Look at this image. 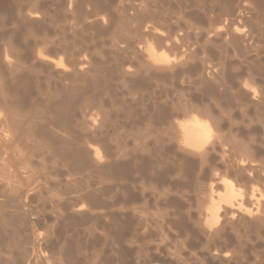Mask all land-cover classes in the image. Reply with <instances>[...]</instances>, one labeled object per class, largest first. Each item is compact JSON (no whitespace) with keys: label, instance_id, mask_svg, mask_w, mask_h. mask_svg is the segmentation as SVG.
Returning a JSON list of instances; mask_svg holds the SVG:
<instances>
[{"label":"bare ground","instance_id":"obj_1","mask_svg":"<svg viewBox=\"0 0 264 264\" xmlns=\"http://www.w3.org/2000/svg\"><path fill=\"white\" fill-rule=\"evenodd\" d=\"M103 1L105 0H81L80 2L84 4ZM251 2L252 6L247 3L236 5L229 12L230 17L224 18V21L217 26L218 28H215V31L212 30L213 34L210 31L205 34L197 32V37L202 34L204 37L202 39H204L205 43H211L213 39L210 38L213 37L214 39H220L226 44L234 45L235 49L232 51L236 50L238 57L251 51V49L253 50L252 52L255 51L256 53L257 51L254 50L257 48L256 42L262 37L257 28L261 22L258 23L257 21L260 20L259 18L264 19L262 18L264 17V0H251ZM3 3H1L2 6L4 5ZM37 8L20 17L21 24L28 31L37 28L42 23V18H39L41 12ZM132 10L133 13L124 15V19L127 24L136 23L137 27L134 26L136 27L134 35L138 39L136 41H145V44L142 43L137 48H131L130 51H132L134 62L126 69H121L120 76L122 79L135 78V81H139L143 78V74H147L145 76L153 79L152 73L158 72L171 79L179 73H185L196 68L191 61L196 56L197 50L195 47L197 45L192 49L188 42H185L188 46H185L186 44L184 45V43L182 44L183 38L186 37H183L181 33H176L172 26L163 27L165 30L160 28L158 24V26H155L156 24L148 26L147 23L144 26L143 18L146 16L144 15L143 17L142 13L144 12L140 13L139 9L136 11L134 8ZM247 14H252L253 18L257 17L255 19L259 20L256 21L254 19L257 22H253L255 26L251 24L254 27L244 31V27L241 29L237 24L244 19L247 21L246 18H249ZM104 16L94 19L90 26L95 29L98 26L100 27L101 24L103 26L105 22L103 18L104 20L107 18ZM106 21L108 20L106 19ZM164 22L158 23L163 26L165 25ZM102 28L100 27L98 31ZM194 33L192 34L194 35ZM209 34L212 35L209 36ZM191 35H188V37ZM130 38L128 39L132 41L133 38ZM196 38L191 37L192 40H197ZM194 44H197V42ZM170 50H177V55L169 56L170 53L168 54V52ZM12 56L6 48L2 49L0 56V190L7 191L9 196V192L14 194L12 195L13 198L10 199L11 201L13 200V206L11 205L13 211L9 214L3 210L6 207L5 201L0 200V238L6 239V243L3 242L4 240L2 241L5 243L3 249H0V252L6 256H0V264H50V260L51 264H78L75 253L78 250L85 251L88 247V240L83 237L82 241L80 240L78 243H67L69 239L65 235L68 240L66 242L65 239V243H63L64 241L61 242L57 235V238L51 235L57 233L54 230L55 228L58 231L64 230L67 232L69 229L74 231L76 227L88 224L91 217L97 218V216H102L101 218H103L101 220L103 224L99 227V230L103 234L106 249L111 254L110 258L104 262L107 264H131V262L121 258L123 256L122 253H126V251L121 252L123 248L130 249V251L132 249L138 255L145 253L146 258L139 262H134V264H185L188 259L183 257V251L200 262L201 259L197 258L196 253L198 248L201 250V256L204 257V260L209 258L211 261H216V263L223 261L222 264H238L240 262L239 258L235 257V259L233 258L234 256H231L235 248L232 252H230V249V251L228 250V247L230 248V245H232V239L237 235L235 233L239 229H243L246 231L245 234L252 232L256 239L264 233V157L262 156V150L264 149H262L261 144L253 145L254 142L245 144L237 141L236 138L239 137L237 135L243 129L238 127L236 129L232 118L233 113L239 115L243 124V121L249 117V113L253 114L256 117L255 123L250 118H247L248 120L246 119V121L248 123L243 128L248 133L260 132L262 135L261 140L264 139V119L262 120L264 113L263 69L256 70V74L253 72L260 77L262 84L259 87L244 83L235 91L218 90L221 85L219 76H213L210 81L204 76H199L197 79L200 84L205 86V95L212 100L216 99L215 102L218 99H224V107H221V104L209 105L207 103L199 107L195 106V104L189 105L187 103L188 106L184 104L186 107H180L181 109L179 108L177 111H169L168 107L161 105L154 107L151 116L147 115V118L146 116L141 117V115L147 114L149 110L147 107L138 106L134 107L135 109L127 107V110L125 109L126 111L122 115L124 126L130 125V120L134 121V123L131 121L133 124L138 125L145 118L148 119L147 121L156 122L165 127L164 132L167 133V137L164 141H166V144L160 141L156 147L148 149L146 144L137 143L135 138L132 143L130 142L131 145L128 143L129 140H125L126 142L121 145L122 148L119 150L120 154L118 155L117 153L113 157L114 152L112 155L107 150L102 152V148L99 145L88 144L84 146V143L79 144L74 135V128L71 126L75 102L81 90V87L76 86V84L81 83L84 86H88L89 82L90 84H95L93 78L94 69L90 59L84 57L79 60L78 58L73 59V57L63 58L55 53L54 55L37 53L34 61L39 65H36V67L43 69L44 72L49 74L48 77L62 81H58L60 87L55 90L57 93H54L59 95L57 96L59 98L49 104L50 107H48L58 123L55 129L56 132L53 133V138L56 142L63 145L61 148L59 147L61 149L60 154L68 158L75 167H82L83 169L85 167H93L98 172H103V174L106 172L105 180L107 182L113 183L116 180L120 183H118L121 193L119 195L120 197L122 196L119 198L120 200H116L112 194L113 188L108 184L101 190L103 196H106L105 201H102L103 203H98V199L95 198L97 192L92 191L93 193H84L86 195L82 196L83 198L78 201L63 202L58 206H52L51 211L47 212L48 215L44 216L45 212L42 211L44 214L42 213L43 216H40L35 211H33L35 213H32V210L30 213L28 212L29 215L23 213L25 212L23 207L26 206V199L25 204H23L22 194L26 190L20 187L21 190H25L23 193L21 192L19 186L22 178L20 177L21 179H19L17 177L21 168L19 170V167L17 169L11 164L16 159L12 160V156L14 151L18 149L15 148L17 141L23 138L16 119L19 113L15 115L14 99L16 98L17 100L19 97L26 98L29 86L27 81L29 79H25V76L17 72L22 59L17 60L16 58L17 61H15ZM243 56L245 57V54ZM256 61H258L259 65L260 61ZM253 65L252 63V68H255ZM249 70L251 71V68ZM65 81L68 83H65ZM203 85L201 86L203 87ZM209 101L211 100L209 99ZM98 116V113L90 114L86 119H83L81 126L88 130L97 128V124L103 123ZM232 126L239 132L238 134H232L237 132L232 129ZM127 129H130V127ZM62 132L66 135L69 134L72 139H62ZM94 133L92 132V134ZM23 139L20 140L23 141ZM140 152L141 154L139 155ZM142 153L145 154L143 155ZM116 157L118 158L114 159ZM173 163L177 164L176 170L172 166ZM12 166L17 170L13 169ZM24 169L26 170V168L22 170ZM218 169L221 170V172L219 171L220 174H218ZM182 178L190 181L189 183L193 181L197 188L194 190V192L196 191V205H194L192 213L189 209L183 212L181 207L177 206L178 200L181 202L184 197H186V200L188 199L185 195L183 197L185 192L176 191V188H174V185H177ZM144 180L147 181L146 184L148 183L149 187L147 186L146 192L149 191V195L148 193L147 195L145 194ZM182 181L181 183H183ZM7 192L6 196H8ZM7 199L9 198L7 197ZM149 204L153 205L151 207H154L155 211H149ZM171 206L176 210L172 209ZM168 207H171L169 211ZM49 219L52 223H50L51 221L48 222ZM40 220L43 222L42 224L48 222V225H51L49 227L52 233L48 234L49 236H45L47 238H44L43 250L38 251L39 258L35 260L34 257L30 256L25 244H30L33 241V233L31 232V235L30 231H32L33 224L38 223ZM91 221L89 224H91ZM101 222H98V224H101ZM15 226L22 227L23 232H25L24 246L22 241H14L16 235ZM8 227L10 231H6ZM53 227L54 229H51ZM91 228L94 227L92 226ZM18 231H21L20 228ZM83 231L87 234L89 229L84 228ZM50 236L54 239L50 240L48 238ZM11 247L18 249L16 254L8 251ZM237 252L239 253V251ZM232 260L233 262H231ZM202 262L204 264V261Z\"/></svg>","mask_w":264,"mask_h":264},{"label":"rangeland","instance_id":"obj_2","mask_svg":"<svg viewBox=\"0 0 264 264\" xmlns=\"http://www.w3.org/2000/svg\"><path fill=\"white\" fill-rule=\"evenodd\" d=\"M80 1L81 0H0V6H2L1 3L4 2V5L0 7V56L2 49L6 48V50L13 55L12 57L15 61L22 59V61L20 60L21 65L17 68V72L21 73L22 76H25V79H29L27 80L29 82L28 96L26 98L19 97L17 100L16 98L14 99L16 109L15 115L19 113V118L18 115L16 116L17 123L23 134L21 137L23 136V138H26H20L23 139V141L19 139V143V140L17 141L15 148L18 149L15 150L18 153L16 154V151H14L12 160L16 158L18 161L15 159L13 160L14 162H11L15 168L17 167L18 169L19 167V170L21 168L20 171L18 170V173L20 174H17L19 179L22 178L19 189L21 190L20 187L26 191L29 189L27 193H25V190H21L22 193L25 191V194H22V202L23 204L26 203V206L23 207V211H25L23 213L25 215H29L32 210V213L36 212L40 216H43L45 212L44 216H46V214L48 215L47 212H49V210L51 211L52 206H58L63 202L78 201L87 193H93L92 191L97 192H95L96 194L94 193L95 198H97L98 200H96L100 203L106 199V196H103L101 190H103L104 186L108 184L113 188L112 194L116 200H120L119 198L122 197H120V183L116 180L113 183L107 182L105 180L106 172L103 174V172H98L93 167H85L84 169L82 167V169L75 167L68 158L63 157L60 154V148L63 145L56 142L53 138V133L56 132L55 129L58 123L55 120V117L52 116V112L48 107H50L49 104H52L53 101L55 102V100L57 101V98H59L57 97L59 95L54 93H57L55 90L60 87L58 81H62L56 80L53 77H48L49 74L44 72L43 69L36 67V65H39L34 61L37 53L45 55H54L55 53L63 58L73 57V59L78 58L79 60L84 57L90 59L94 69L93 78L95 84H90V82L88 83V86H84V84L82 85L81 83L76 84V86L81 87V90L75 102L74 116L71 120V126L74 128V135L79 144L84 143V146H87L88 144L99 145L102 148V152L107 150L111 155L114 152L115 154L112 155L113 157H115L117 153L118 155L120 154L119 150L122 148L121 145H123L124 142L129 140L128 143L131 145L134 138L137 143H142V145L143 143L146 144L148 149L156 147L160 141H163L166 144V141H164L167 137V133L164 132L165 127L156 122L150 120L147 121L148 119H146L148 116H151L154 107L163 105L164 107H168L167 109H169V111H177L180 107L183 108L188 106L187 103L189 105L195 104V106L199 107L206 103L209 105L221 104V107H224V99H218L215 102L216 99L212 100L209 96L205 95V86L200 84L197 79L199 76H204L209 81L210 79L212 80L213 76H219L218 78L221 80V85L218 87V90L220 91H235L244 83L254 86L256 85L257 87L262 84L260 77L255 74L258 69L264 70V68H262L264 66V19L262 20L259 18L260 21L259 19H255L257 17L253 18L251 16L252 14H247V16L252 19L247 17V21L244 19L237 24L239 28L241 27L242 29L244 27V31H247L248 28L254 27L255 23L261 22L258 24L257 28L262 37L259 36V41L256 42L257 48L254 49L257 52H252L253 50L251 49V51L244 53L245 57L243 56L244 54L242 56L238 54V57L236 55L237 51H232L235 49V46L226 44L220 39H214L212 37L210 38L213 39L211 43H205L204 39H202V34H205L208 31L213 34L212 30L215 31L214 29L218 28L217 26L224 21V18L230 17L229 12L234 9L236 5L247 3L252 6L251 0H105L100 3L89 2L84 4H81ZM36 8L41 12L39 18H42V23L37 28L28 31L21 24L20 17L26 13L28 14V12L33 11L34 9L36 10ZM133 8L136 9V11L139 9L140 13L143 11V17L146 15L143 18L144 26L147 23L148 26L156 24L155 26L159 25L163 30L168 26H172V29H174L176 33H181L183 37H186L183 38L184 41L182 44H186L185 46H188L189 44L192 49L197 45V47H195L197 50L196 56L191 61L196 68L188 70L185 73H179L171 79L160 72L152 73L151 76H154L153 79L145 76L147 74H143V78L139 81H135V78H127L126 80L122 79L120 76L121 69H126L134 62L132 51H130L131 48H137V46L142 45V43L145 44V41H136L137 37L134 35V31L137 27V25H135L136 23L127 24L124 19V15H130L133 13ZM148 12H151V16ZM104 14L106 15L104 16ZM102 15L105 18L107 17L106 19L108 21L103 18V21L106 23L104 22L105 24L103 23V26H101V24L100 27L103 28L98 31V29H100L99 26L95 29L90 25L94 19L99 18ZM254 19L259 21L255 22ZM161 21H165V25L161 26V24L158 23ZM194 32L202 34H199L200 37H197L198 33L195 34ZM185 33L187 36L184 35ZM188 33H194V35ZM212 34H209V36ZM188 35H191L189 36L190 38ZM192 36L194 39L197 37V40H192ZM130 37L133 38L132 41L128 39ZM185 42H188V44ZM192 42H197V44ZM190 43H192V45H190ZM170 51L168 52V54L170 53L169 56L177 55V50ZM173 53L175 54L173 55ZM254 53L255 55L257 54L259 58L257 55L255 56ZM256 60L260 61V66ZM252 63L255 68H252ZM250 68L251 71L249 70ZM65 83L68 82L65 81ZM201 85H203V87ZM209 99L211 101H209ZM138 106H145L149 109L147 114L141 115V117L146 116V118L143 119L141 123L139 122L138 125L133 124L134 121L130 120V125H127L128 127L124 126L122 115L127 110L126 108L131 107L130 109H135ZM92 113H98L99 120L103 121V123L97 124L98 127L93 128V130H88L87 128H84V126H81V122ZM263 115L262 120L264 119ZM232 118L235 122L234 126L236 129L237 127L243 129V131L241 130L242 132L238 134L239 132L234 129V126H232V129L237 131L232 134H238L237 137L239 136L236 138L237 141L245 144H249L250 142V144L254 142L253 145L261 144L262 149H264V144H262L264 143V139L261 140L262 135L260 132L255 131L248 133L245 128H243L248 123L246 121L247 118H250L255 123L256 117L253 116V114L249 113V117L243 121V124L239 115L233 113ZM129 127L131 130L127 129ZM92 132L95 133L92 134ZM61 135V138L64 140L72 139L69 134L66 135L62 132ZM17 145L19 146L17 147ZM262 152V156L264 157V150H262ZM140 154L141 152L139 155ZM117 158L118 157L114 159ZM173 164L172 166L176 170L177 168L175 167H177L178 162L176 165ZM14 167L13 169H15ZM23 168H26V170H22ZM219 171L221 172V170L218 169V174H220ZM21 174H23V176H21ZM181 181L183 183H181ZM146 182L147 181L145 180L143 181L145 184L144 187H146L144 188L145 192L148 186V183L146 184ZM178 182L179 185H174V188H176V191L182 193L185 192L183 197L185 195L189 200H186V197H184L181 202L178 200L177 206L179 205L183 212L189 209L192 213V211H194V205H196V191L194 192V190L197 189L196 185L193 181L189 183L190 181L183 178ZM183 189L185 190L183 191ZM6 192L0 190V200L2 199L3 202L5 201L6 207H4L3 210L5 213L9 214L13 211V200L11 201L10 199L13 198L12 195L14 193L11 194L12 192H9V196L7 192L8 196H6ZM148 192L149 191L145 194L147 195ZM84 193L86 194L84 195ZM98 195L100 197H96ZM7 197L9 199H7ZM151 206L153 205H148L149 211H155V208ZM171 207H168V211ZM172 209L175 208L172 207ZM101 217L102 216H97V218L91 217V224H89V220L88 224H85L82 227L78 226L76 229L73 228L75 232L72 229H69L70 231L67 230V232L59 230V232L57 228L54 229L53 227L51 229L56 230L57 233L54 235L52 234L51 236H55L54 238L58 237L61 242L64 241L63 243H65V239L66 242L69 239L67 243L72 242V244L73 242L78 243L80 240L82 241L83 237H85L88 240V247L85 251L78 250L77 253H75L77 255H75L77 257V263L107 264L104 262L110 258L111 254L107 251L103 234L99 230V227L103 224V222H101L103 218ZM50 221L51 220L49 219L48 222ZM48 222L42 224L43 222L40 220L38 223L33 224V228H31L32 231H30V233H33V241H31L30 244H25V248L29 250L30 256L34 257L35 260L39 258L38 251L43 250V243L45 242L44 238H47L45 236H49L52 233V231H50L51 225H48ZM98 222H101V224H98ZM50 223H52V221ZM93 223L94 225L97 224L98 227H96L97 225L94 226ZM92 226L94 228H91ZM19 228L21 231H18ZM84 228L89 229L87 234L83 231ZM7 229L8 230L6 231H10L9 227ZM14 229L16 234H14V241H22L24 246V240L26 239L25 232H23L24 230L20 226H15ZM242 230L243 229H239L238 232L235 233V235H237L232 239L233 242L232 245H230V248L228 247V250H231H229L230 252L235 248L233 255L231 256H234L233 258H239L240 262H238V264H264V233L256 239V236L252 232H250V234H245L246 231ZM65 235H67L68 239ZM51 236L48 238L53 240L54 238ZM75 236L78 237L75 238ZM2 237L5 238L4 236ZM1 239L2 238H0V246H2L0 249H3L6 239ZM73 239L74 241H72ZM240 243L242 244L240 245ZM12 248L13 247L8 251L16 254L18 249ZM124 251H126V253H122L123 256L121 254V258L125 259L127 262H131V264L146 258L145 253L143 255H138L135 254L132 249L131 251L126 248L121 249V252ZM106 252L109 255H107ZM196 253L198 256L197 258L201 259V263L183 251V257L188 259L185 264H203L202 261H204V264H222L223 262L216 263V261H211L209 258H207L208 260H204L199 248L196 250ZM2 255L6 256L4 253L0 252V256ZM231 262H233V260ZM49 263H52L51 260Z\"/></svg>","mask_w":264,"mask_h":264}]
</instances>
